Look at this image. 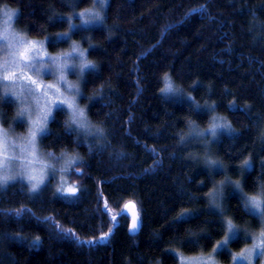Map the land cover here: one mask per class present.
I'll return each instance as SVG.
<instances>
[{"label":"trees","instance_id":"1","mask_svg":"<svg viewBox=\"0 0 264 264\" xmlns=\"http://www.w3.org/2000/svg\"><path fill=\"white\" fill-rule=\"evenodd\" d=\"M92 4L0 0V6L15 9L16 28L31 38H50V52L68 46L57 34L68 29L69 17ZM106 5L103 22L71 33L95 64L84 76L81 104L105 138L99 144L80 135L78 140L64 126L65 110L54 111L39 145L47 153L79 157L67 175L80 190L64 198L48 184L30 196L26 184L16 182L0 191V264H178L176 254L210 251L225 231L206 193L222 173L212 171L204 153L188 139L181 143L180 136L187 138L190 121L208 126L212 113L233 129L220 134L212 157L233 179L241 178L246 194H257V180H264V143L258 139L264 132V0H107ZM166 73L181 96L160 91ZM188 96L202 107L214 103L215 111H191L194 106L183 98ZM0 112L9 127L16 112L12 100L5 98ZM246 159L251 167L241 176ZM240 197L226 195V215L236 226L258 228ZM128 202L140 215L134 234L129 217L121 215ZM22 207L32 214L17 218L14 212ZM184 209L195 219L177 222ZM109 229L111 235L101 241ZM198 236V247L188 243ZM90 240L95 242L81 243ZM243 243L233 240L220 252L221 261L228 262Z\"/></svg>","mask_w":264,"mask_h":264},{"label":"snow or ice","instance_id":"2","mask_svg":"<svg viewBox=\"0 0 264 264\" xmlns=\"http://www.w3.org/2000/svg\"><path fill=\"white\" fill-rule=\"evenodd\" d=\"M104 6L106 0H101ZM76 5L73 4V7ZM92 7H95L93 3ZM3 12V11H2ZM82 26H88L95 23L96 17L91 9L85 8L79 12ZM17 16L16 11L13 13L12 23H15ZM74 17H69V30L81 26L73 24L71 21ZM61 37L70 39L68 33L57 34V40ZM50 38H46L49 40ZM86 49H81L76 43L69 52H61L57 55L50 56L47 53L44 42L27 39L25 35L17 32L14 28L0 27V84L3 85V95H0V103L4 102L6 97H11L16 103V119L22 121L26 127V134L14 135L13 130L5 128L0 123V191L9 187L10 183L20 182L26 187L30 196L41 193L51 180L56 179L57 173L60 175V182L56 187V193L64 198L76 197L79 192L78 186H65L63 182L64 175L71 171L77 164L79 157L76 155L61 152L60 157H56L54 153L49 152L44 156L40 152V140L49 132V121L53 118V110L58 106L66 109L68 119L65 121V128L75 131L78 134L83 133L84 141L87 143L88 138L94 141H100L105 138L104 129L91 123L87 110L81 107L78 98L83 93L78 83H73L68 79L69 70L72 69L78 77L83 78L85 69L94 68V62L86 58ZM51 75L54 82L45 83L43 77ZM165 86L160 91L166 95L181 96L182 92L178 89L171 77L166 73L164 76ZM186 99L190 102L191 111L214 112L215 104H208L202 107L194 97L188 96ZM15 123V121H13ZM194 124V121H190ZM227 129L229 133L233 131L231 123L226 121L224 117L211 116L208 128L199 129L192 128L196 136L204 137L206 131L211 132V140L207 137L201 139L200 142L210 144L218 141L222 131ZM261 143H264V132L258 137ZM181 143L185 142V136H180ZM91 151L92 144L88 143ZM104 145H101L103 147ZM121 156L123 153L120 154ZM190 158H195L194 156ZM55 161V163H54ZM205 163L212 169L216 168L218 174L226 171L218 160L205 156ZM59 164V167L57 166ZM251 167L250 159H246L240 165V174L243 176L245 169ZM264 167V165H262ZM78 175L83 173L77 172ZM51 176V179H50ZM264 176V173H262ZM203 183V181H201ZM259 191L254 195H245L240 180L231 181L228 177L220 181L219 186L214 185L212 190L206 193V197L210 208L216 210V215L220 217L222 231L227 232L223 241L218 242L213 249V254L205 256L203 253L192 257H184L179 255L180 264H215V254L223 251L229 245L231 240L238 238L240 229L233 223L232 219H225L226 208L224 206V189L226 185H231L241 193V201L246 212L253 215L257 220L260 231L258 235L250 234L244 229L245 239L251 235L253 240L252 246L245 249L239 256H233L234 264H252L253 259L257 256L264 258V180H257ZM125 209L128 212H122L121 215L131 216V231L135 232L140 223L139 212L133 202L126 204ZM105 209L107 202L105 201ZM32 214L30 209H16L14 215L17 218L24 214ZM6 215L10 213H5ZM34 215V214H33ZM48 219V218H46ZM177 222H189L195 219L191 210L184 209L174 218ZM116 221V217H112ZM112 230L104 233L99 237L101 241L106 240L111 235ZM71 235H75L71 233ZM206 235V234H202ZM198 236L189 240L188 243L193 247L199 246ZM39 241V237L36 238ZM95 241H81V243L93 244ZM35 246V245H33Z\"/></svg>","mask_w":264,"mask_h":264},{"label":"rangeland","instance_id":"3","mask_svg":"<svg viewBox=\"0 0 264 264\" xmlns=\"http://www.w3.org/2000/svg\"><path fill=\"white\" fill-rule=\"evenodd\" d=\"M106 2H107V0H106ZM93 3H96V0H93ZM92 5H93V4H92ZM5 7L10 8V7H8V6H0V14H2V11L5 9ZM88 9H91L92 12L95 11V9H94L92 6H91L90 8H88ZM81 11H82V10H81ZM81 11L75 12L74 15H72V17H74V18L72 19L71 22H72L73 24H75V25L81 26V27H78V28L95 26V25H98V24L101 23V22H95L94 24H91V25H88V26H82L81 19H80L79 15H78L79 12H81ZM78 28H73V29L70 31V30H69V27H68V29H67L65 32H62V33H68L69 36L71 37V33H72L74 30L78 29ZM14 29H15L17 32H19V33L25 35L27 39H30V40H36V41H40V42H44L45 48H46V50H47V53H48V55H50V56L57 55V54H59V53H61V52H69V51L71 50L72 46H73V43H76V44L79 45V43L76 42L74 39H72V37H71L70 39H67V38H63V37H61V38H63V39H67V40H68V46H67L65 49H62L61 51H58V52H50V51L47 49V42H48V40H46V38H43V39L31 38V37L27 36L23 31H21V30H19L18 28H16V27H15V23H14ZM47 38H48V37H47ZM56 38H57V37H56ZM79 46H80V45H79ZM80 48L83 49L81 46H80ZM85 55H86V54H85ZM86 58H87V57H86ZM90 69H91V68L85 69V72H84L83 78L78 77L77 74H75V75L68 74V79H69L70 81H72L73 83H78L79 86H80V88H81V90H82V83H83V80H84V76H85L86 72H87L88 70H90ZM43 80H44L45 83H52V82H54V77H52L51 75H48V76L43 77ZM164 86H165V82H164ZM3 91H4V89H3V85L0 84V94H1V95H3ZM164 94H165V93H164ZM165 95H166V94H165ZM168 96H169V95H168ZM171 97H179V96L172 95ZM6 98H9L10 100H12V102H13L14 105H15V110L17 111V106H16V103H15V101L13 100V98H11V97H6ZM180 98H182V97H180ZM183 98H186V97H183ZM81 99H82V96H81L80 98H78V100H79V104H80L81 107H84V108H85V106H83V105L81 104ZM58 108H62V109H64L63 106H58L57 108H55V109L53 110V113H54V111H55L56 109H58ZM64 110H65V112H66V109H64ZM212 115H215V116H217V117H221V116H218V115H216V114H214V113H212ZM50 120H51V119H50ZM13 121H15V123H13ZM226 121H227V120H226ZM0 123H1V112H0ZM4 127H5V126H4ZM10 127H11V129L13 130V134H14V135H22V134H26L27 127H26V125H25L22 121L16 119V112H15V117H14V119L11 120V125H10L9 127L6 126L5 128H10ZM22 128H23V130H22ZM206 128H208V126H206L205 128H201V129H206ZM224 132H225V133H229V131H228L227 129H224L221 133H224ZM79 135L82 137V139H84L83 133H80ZM186 137H187V138H185V139H188L187 143L191 144L195 149L197 148L199 151L201 150L202 153H204V155H203V162H204V163H205V156H207L208 158L214 159V158L212 157L211 154H212V151H214V144H215V142L210 143V144H205V143L200 142L201 139H200V140H193V139H191L188 135H186ZM207 138H208V140H211V137H210V136L207 137ZM88 142L98 143V141H94L93 138H91V137L88 138ZM98 144H99V143H98ZM39 148H40V152H41L44 156H47L48 153H47L46 151H44L43 149H41L40 145H39ZM55 156L58 157V158L60 157V155H55ZM54 163H55V161H54ZM57 166L59 167V164H58ZM223 167H224V169H226V171L222 173V177H221V179L218 180V181L215 183L216 186H219L220 181L225 180V177H228V178H229L231 181H233V182H235V181L241 179V178H240V179H233V178L229 175V172L227 171V168H226L224 165H223ZM212 171L215 172V171H218V170H217L216 168H213ZM67 174H68V173H67ZM67 174H65V175H64V178H63L64 185H65V186H72V185L69 183V181H68V175H67ZM50 179H51V176H50ZM240 181H241V180H240ZM59 182H60V175L57 173V175H56V179L51 180V183H50V185L54 188L55 191H56V187H57V185H58ZM23 183L26 184V181L23 182ZM10 184H11V183H10ZM232 192H235V193H238V194L241 195V193H240L239 191H237L236 189H234V187H232L231 185H226V186H225V189H224V195H225V198H226V195H227V194L232 193ZM244 194H245L246 196H247V195H252V194H246V193H244ZM224 204H225V199H224ZM212 209H214V208H212ZM214 210H215V209H214ZM224 218H225V219H231L228 215H226V213H225V217H224ZM257 227H258V228L239 227V226H237V228L240 229L241 231H240V233H239V235H238V238H236V239H241V240H243V241H244V243H243L244 245L242 244L243 246L241 247V249H240L238 252H234L232 255L230 254V255H229L230 258H229L228 262H226V263L223 262V261H221V259H220V255H219L221 251H218V252L215 254V257H214V259H215V264H234L232 257H233V256H239L240 253H241L242 251H244V250L247 249V248H250V247L252 246V243H253V240H252V238H251V235H249L248 238L245 239V232H244V229H247L248 232H249L250 234H256V235H258V233H259V231H260V226H259V224H258ZM225 235H227L226 230H225ZM225 235H224V236H223L218 242L223 241L224 238H225ZM234 240H235V239H234ZM232 241H233V240H231V241L229 242V244H230ZM218 242H217V243H218ZM217 243L214 245V247H213L210 251H208V252H206V253H203V255H205V256H210V255H212V254H213V249L216 247ZM228 248H229V245L227 246L226 249H228ZM224 250H225V249H224ZM200 254H201V253H197V254H189V255H183V256L187 258V257H192V256H195V255H200ZM227 257H228V256H227ZM178 264H180L179 255H178ZM252 264H264V258L257 256V257H255V258L253 259Z\"/></svg>","mask_w":264,"mask_h":264},{"label":"clouds","instance_id":"4","mask_svg":"<svg viewBox=\"0 0 264 264\" xmlns=\"http://www.w3.org/2000/svg\"><path fill=\"white\" fill-rule=\"evenodd\" d=\"M95 9L94 13L96 20L95 22H103L104 20V12L106 10V6H104L101 3V0H96L95 3V7H93ZM15 12V9L13 8H7L5 7V9L3 10L2 14H0V27H4V28H14V24L12 23V17H13V13ZM69 74L75 75V73L73 72L72 69L69 70ZM199 128L201 129L198 125L194 124H189V130L187 135L193 139V140H200V139H204V137H211V132L206 131L204 133V137H198L196 136L195 132H192L191 129L192 128ZM224 129H220L218 131H223Z\"/></svg>","mask_w":264,"mask_h":264},{"label":"water","instance_id":"5","mask_svg":"<svg viewBox=\"0 0 264 264\" xmlns=\"http://www.w3.org/2000/svg\"><path fill=\"white\" fill-rule=\"evenodd\" d=\"M124 211H125V212H128L129 210H128V209H125V207H124ZM129 217H130V220H129V231H130L131 233H137L138 230H139V225H138V229H137L135 232L131 231L130 229H131V223H132V221H131V216H130V214H129Z\"/></svg>","mask_w":264,"mask_h":264},{"label":"bare ground","instance_id":"6","mask_svg":"<svg viewBox=\"0 0 264 264\" xmlns=\"http://www.w3.org/2000/svg\"><path fill=\"white\" fill-rule=\"evenodd\" d=\"M128 203H129V202H128ZM128 203H126V204H128ZM126 204H125V205H126ZM125 205H124V206H125ZM124 206H123V212H125V211H124ZM135 210H136V209H135ZM136 211H137V210H136ZM128 217H129V215H128ZM129 220H130V217H129ZM139 226H140V223H139ZM129 232H130V231H129ZM130 233H131V232H130ZM132 234H134V233H132Z\"/></svg>","mask_w":264,"mask_h":264}]
</instances>
